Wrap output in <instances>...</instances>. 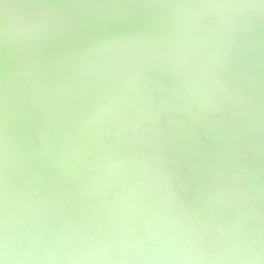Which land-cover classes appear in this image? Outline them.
Instances as JSON below:
<instances>
[{
    "label": "water",
    "instance_id": "1",
    "mask_svg": "<svg viewBox=\"0 0 264 264\" xmlns=\"http://www.w3.org/2000/svg\"><path fill=\"white\" fill-rule=\"evenodd\" d=\"M0 264H264V0H0Z\"/></svg>",
    "mask_w": 264,
    "mask_h": 264
}]
</instances>
